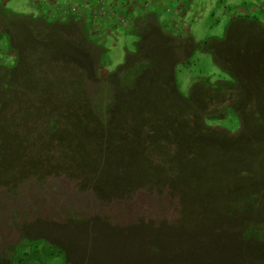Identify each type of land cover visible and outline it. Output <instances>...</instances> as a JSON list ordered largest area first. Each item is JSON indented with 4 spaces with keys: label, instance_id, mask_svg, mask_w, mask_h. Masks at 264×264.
<instances>
[{
    "label": "trees",
    "instance_id": "obj_1",
    "mask_svg": "<svg viewBox=\"0 0 264 264\" xmlns=\"http://www.w3.org/2000/svg\"><path fill=\"white\" fill-rule=\"evenodd\" d=\"M249 3L226 20L219 37L203 42L195 43L185 25L174 21L180 31L169 37H189L194 44L175 65L205 47L219 71L216 79L198 76L183 93L175 81L163 84V66L150 76L158 84L149 74L143 78V68L156 62L149 58L137 68L119 65L106 83L101 77L89 88L80 79L63 84L66 99L78 95V106L66 101L61 109L58 101L29 119L25 113L13 118L8 135L0 128V264H76L63 248L31 237L19 223L39 214L66 226L91 212L115 239V248L107 243L109 264H156L147 256L139 259L144 250L161 264H232L219 258L220 236L245 245L238 261H256L264 251V0L253 15ZM120 14L115 18L125 20ZM231 31V41L221 46ZM3 33L7 40L9 33ZM2 48L14 53L0 65L10 69L18 53L9 42ZM11 74L2 82L9 89ZM42 87L38 93L45 92ZM48 103L44 107H52L53 99ZM11 105L0 102L1 113ZM241 131L252 138L242 142ZM254 160L262 167L251 174ZM87 176L94 179L90 187L83 185ZM215 179L224 180L223 189L213 190ZM101 180L105 186L107 181L104 190ZM23 188L30 189V210L20 209ZM89 204L97 206L90 211ZM101 262L106 263L93 261Z\"/></svg>",
    "mask_w": 264,
    "mask_h": 264
},
{
    "label": "rangeland",
    "instance_id": "obj_2",
    "mask_svg": "<svg viewBox=\"0 0 264 264\" xmlns=\"http://www.w3.org/2000/svg\"><path fill=\"white\" fill-rule=\"evenodd\" d=\"M248 1L253 15L257 9L254 6L262 0H0V65L3 62L10 63L14 58L10 49L1 51L3 43L6 46L9 42L14 47V52L18 53V58H15L17 61L12 63L15 65L10 66V69L0 67V102L12 103L3 113L0 111V128L3 135H8L14 125L11 124L13 118L16 119L19 114L25 113L29 119V116L34 115V110L53 109L58 101L61 109L66 101L69 107L78 106V95L73 94L66 99L62 85L75 84L80 79L89 88L97 80H102L101 77L106 79L103 81L106 83L107 76L116 71L119 65V70L125 68V64L126 69L137 68L143 60H156L152 68H143V78L144 74H149L150 78L163 66L166 70L163 84L174 86L176 82L178 90L183 93H186L190 81L198 76L210 75L216 79L219 71L205 47L195 48L188 61L175 65L177 61L189 55L194 44L190 42L189 37H180L177 39L179 42L169 37L175 30L180 31V26L176 27L174 21L178 20L177 24L185 25L183 27L190 32L195 43L203 42L209 36L219 37L226 20L231 18L234 12L242 13L243 7L240 6ZM125 9L130 10L129 15L134 18L132 25L128 21L130 17L124 13ZM120 11H123L120 16H125V20L119 21L115 18V14ZM179 11L184 16H181ZM3 31L9 33L7 40ZM232 36L231 31L221 46L226 47ZM257 37L254 35L251 38ZM86 42L96 48L88 49L89 44L85 45ZM170 44L174 45V49L169 47ZM9 72L12 74L10 80L7 76V83L13 90L2 84L6 78L5 73ZM150 80L158 84L159 78L151 77ZM38 85H42L41 91L45 92L38 93ZM51 99L52 107H44ZM81 104L84 102L79 103ZM1 116L6 117L5 121ZM228 119L234 121L231 116H228ZM14 132L19 135L17 130ZM249 137L252 138L250 131L240 132L242 142ZM251 149L256 153L258 148L251 146ZM261 167L260 161L254 160V166L251 165L248 172L256 173ZM225 173L224 175H227ZM205 180L208 181L205 186L208 189L210 181L208 178ZM261 180H264V176ZM99 183L103 190L107 188V181L106 186L103 181ZM91 184H94V179L87 176L83 185L90 187ZM223 184L224 180L219 179L211 182L213 190L223 189ZM27 191L30 189L21 190L20 209L29 208L25 204ZM93 205L95 204H89L87 209L93 211L97 206ZM249 214L254 216L255 210ZM99 221L91 212L77 223L71 222L64 226L56 222H46L39 214H28V217L19 223V229L27 230L31 237L47 238L54 245L63 248L72 260L75 258L76 264H100L93 263L96 259L106 262L101 264H109L107 243H110L113 249L115 239L111 237L109 225L106 228L105 224ZM231 240L235 243L236 238H218L222 248V251L218 252L219 258L232 264H246L237 260L245 254V245L235 246ZM259 252L256 261L250 260L247 264H264V251ZM100 255L107 259H101ZM142 256L149 257V263L161 264L149 256L148 250H144L139 259ZM230 257L234 258L228 260Z\"/></svg>",
    "mask_w": 264,
    "mask_h": 264
}]
</instances>
